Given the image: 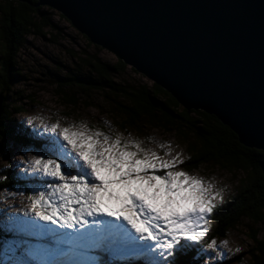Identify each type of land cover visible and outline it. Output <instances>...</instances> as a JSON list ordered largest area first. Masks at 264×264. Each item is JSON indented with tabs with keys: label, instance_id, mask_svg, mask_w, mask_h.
<instances>
[{
	"label": "snow or ice",
	"instance_id": "snow-or-ice-1",
	"mask_svg": "<svg viewBox=\"0 0 264 264\" xmlns=\"http://www.w3.org/2000/svg\"><path fill=\"white\" fill-rule=\"evenodd\" d=\"M74 128L53 123L46 128L54 135L47 138L44 149L18 166L22 174L28 173L23 178L47 183L27 197L23 215L33 219L16 217L11 231L50 232L53 246L60 234L49 224L72 230L74 237L73 259L36 264H112L103 254L125 253L145 258V264H175L177 253L186 251L183 242L194 245L205 239L211 215L223 203L222 186L216 188L211 180L175 170L184 163L179 154L163 159L139 141ZM226 246L227 241L220 242V247ZM23 247L16 248L18 258L11 264H32L19 258ZM205 247L222 255L215 239Z\"/></svg>",
	"mask_w": 264,
	"mask_h": 264
},
{
	"label": "water",
	"instance_id": "water-1",
	"mask_svg": "<svg viewBox=\"0 0 264 264\" xmlns=\"http://www.w3.org/2000/svg\"><path fill=\"white\" fill-rule=\"evenodd\" d=\"M37 1L184 109L215 116L264 152V0Z\"/></svg>",
	"mask_w": 264,
	"mask_h": 264
},
{
	"label": "rangeland",
	"instance_id": "rangeland-1",
	"mask_svg": "<svg viewBox=\"0 0 264 264\" xmlns=\"http://www.w3.org/2000/svg\"><path fill=\"white\" fill-rule=\"evenodd\" d=\"M56 14V22L61 29V36L56 42L50 41V37L45 39L40 37H30L28 43L21 51L19 56V66L22 77L14 86V91L7 97L6 104L15 108H23L26 114H14L7 126L12 129L11 136L18 141L9 139L3 140L5 155L0 158V229L9 231L7 234H0V264H11L13 259L18 258L16 248L23 245L22 257L36 264L39 260H71L76 255L69 247L71 239H74L72 230L60 229L56 225H47L50 229H55L59 233V239L53 246L52 233L27 234L23 232H13L11 227L19 220L33 219L25 217L23 209L27 207L30 195H35L34 189H38L41 183L46 186V181L37 178L26 179L28 173L20 172V161L26 160L32 155L40 153L48 143L47 138L54 134L46 131L53 123H59L62 127L75 125L74 130H93L101 131L110 138L115 139L119 135L122 140L139 141L141 146L149 151H155L163 159H170L179 154L184 162L188 159L187 144L177 139L175 133H169L155 128H144L142 133L123 128L122 121L119 119L117 107L101 93L91 92L90 96H80L79 91L72 88H64L67 76H73L76 73V59L73 56L80 52L90 54L98 53L102 60L110 64L117 62L118 58L113 53L89 45L86 36L76 30L69 21L59 18ZM73 55V56H72ZM129 67V66H128ZM143 75H136L129 67L124 79L131 82L138 79L148 84H152ZM78 98L76 105L64 100V93ZM32 120L29 124L28 120ZM101 141L103 138H100ZM26 142V143H24ZM161 145H164L161 147ZM11 149V154L7 150ZM183 164L177 165L175 170H183L190 175L204 177L211 180L216 188H224L222 193L223 203L214 211L210 219V230L205 239L197 244L183 242L187 249L197 250L201 256L198 264H254L251 251L254 248V242L251 239L253 230L257 232L260 240L264 239V222L254 224L244 219L237 228L231 230L224 239H217V247L222 253L217 256L206 249L205 245L213 240L215 217L219 210L226 207L233 198L238 196L240 189L241 174L231 172L227 169L219 168L214 165L202 166L200 169L188 172L182 168ZM6 166H9L6 169ZM6 172L13 175L23 183L13 189L1 187L3 177ZM17 192L14 197L10 195ZM23 193L22 195L19 193ZM109 219V218H105ZM91 222V218H89ZM43 225V221H36ZM82 231L81 229H77ZM227 241L226 247H220V242ZM65 244V245H63ZM67 245V246H66ZM57 249L61 251L58 253ZM239 249V251H236ZM187 252V251H186ZM177 253L175 264H181L182 255ZM199 256V257H200ZM112 264H145V258L131 253L123 255H113ZM131 261H135L134 263Z\"/></svg>",
	"mask_w": 264,
	"mask_h": 264
},
{
	"label": "trees",
	"instance_id": "trees-1",
	"mask_svg": "<svg viewBox=\"0 0 264 264\" xmlns=\"http://www.w3.org/2000/svg\"><path fill=\"white\" fill-rule=\"evenodd\" d=\"M55 13L50 8L39 7L37 0H0V97L4 100L0 118V158L6 151L3 140L18 141L11 136L12 129L7 123L15 113L26 114L23 108L11 109L6 104L7 97L22 77L19 56L30 37L45 39L49 36L50 41L56 42L61 29ZM59 18L68 21L61 14ZM85 39L91 45L90 40ZM73 59L77 61V70L73 76H67L64 88L76 89L82 97L90 96L91 92L103 94L112 106L117 107L124 129L142 133L144 128L151 127L175 133L179 141L187 144L188 159L182 168L188 172L214 165L242 175L238 196L215 217L213 239H224L244 219L254 224L264 222L263 151L243 146L238 136L215 116L184 109L162 87L140 79L137 82L124 79L129 67L120 59L110 64L98 53L88 52H80ZM131 71L140 75L133 68ZM58 92L64 93L61 89ZM63 97L73 105L79 101L66 93ZM7 152L11 154L12 151ZM5 177L7 179H2L1 187L13 189L23 183L13 173L6 172ZM7 232L0 229V234ZM251 239L254 242L251 251L254 264H264V239L260 240L254 230ZM186 251L181 260L201 258L197 250L186 248ZM103 258L110 260L105 254Z\"/></svg>",
	"mask_w": 264,
	"mask_h": 264
},
{
	"label": "bare ground",
	"instance_id": "bare-ground-1",
	"mask_svg": "<svg viewBox=\"0 0 264 264\" xmlns=\"http://www.w3.org/2000/svg\"><path fill=\"white\" fill-rule=\"evenodd\" d=\"M71 241H72V242H70V244H67V245H69V247H71V248L73 249V248H74V245H73V239H71ZM63 245H65V244H63ZM67 245H66V246H67Z\"/></svg>",
	"mask_w": 264,
	"mask_h": 264
}]
</instances>
